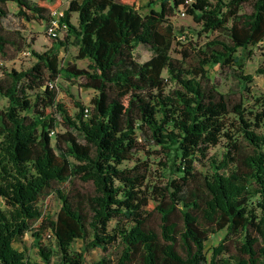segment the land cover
Returning <instances> with one entry per match:
<instances>
[{
    "label": "trees",
    "instance_id": "1",
    "mask_svg": "<svg viewBox=\"0 0 264 264\" xmlns=\"http://www.w3.org/2000/svg\"><path fill=\"white\" fill-rule=\"evenodd\" d=\"M159 1L160 9L144 15L134 0H71L59 45L75 39L77 58L89 60L79 68L60 65L59 47L38 52L3 25L9 2L28 20L51 22L60 0H0L3 60L12 58L10 47L26 46L37 58L28 69L0 65V264H42L15 247L30 231L45 264H91L88 252L116 243L117 260L93 264H264V102L252 111L233 101L206 67L237 66L240 79L254 81L237 53L264 40V0ZM247 2L251 12L242 10ZM179 8L201 25L199 36L209 34L194 65L169 53L177 36L169 20ZM141 44L153 51L143 62L135 55ZM60 76L97 90L91 107L78 101L72 114L51 87ZM148 140L167 157L162 186L148 181L149 166L138 156ZM223 140L222 158L209 157ZM205 161L209 173L197 168ZM76 179L94 191L67 189ZM50 193L62 200L56 215L40 204ZM220 231L209 256L207 242ZM52 238L58 253L46 243ZM77 239L80 250L73 249Z\"/></svg>",
    "mask_w": 264,
    "mask_h": 264
},
{
    "label": "rangeland",
    "instance_id": "2",
    "mask_svg": "<svg viewBox=\"0 0 264 264\" xmlns=\"http://www.w3.org/2000/svg\"><path fill=\"white\" fill-rule=\"evenodd\" d=\"M37 2L39 0H32ZM62 2L59 9L51 12V16L54 18L51 22L44 19H31L28 20L22 14H19V7L14 2H9V14L3 19V25L6 33L11 38L20 39L21 41L29 43L33 49L38 52H44L51 49L53 46L59 47L60 65L62 67H67L70 63H76L79 68H86L89 65L88 59H79L77 54L79 51V46L77 45L75 39L70 37L66 45H59V41L65 40L66 38V27L63 26L62 16L64 15L65 9L69 6L71 0H60ZM136 2L139 11L146 15L150 12L152 8L160 9L161 3L159 0H134ZM48 5H55L56 0H45ZM253 9L252 3L247 2L243 5V11L251 12ZM185 12V13H184ZM79 13H72V22L78 25ZM50 20V19H49ZM170 25L174 28L176 32V38L172 42L169 53L180 60L185 59L186 64L194 65L196 62V53L198 48H203L205 43L208 41L209 34L198 35V31L201 30V25L194 20V18L186 12L185 9L179 8L175 11V15L170 17ZM53 29L51 30V28ZM181 29L185 30V34L181 33ZM15 47V46H14ZM31 48L28 46L21 52L17 48L9 49L8 57H12L10 60H3L0 55V65L4 64L7 68H17V69H28L36 61L37 58L31 53ZM153 54V51L148 45L141 44L135 50V55L137 59L141 62L148 60ZM185 54L188 56L186 57ZM237 55L240 56L241 62L244 64L243 72L244 74H251L254 76V81L247 84L244 80L240 79L236 73L240 71L237 66L232 68L222 67L219 64L207 65L209 75L212 82L218 86V89L223 93L227 94L233 101H243L245 106L252 110L257 111L261 108V102H264V40L255 46H250L249 48H242L238 51ZM83 79L79 78L76 80H68L65 76H60L55 81H53V86L57 90V99L66 103V105L71 110L72 114L79 111L78 101L82 102L84 105L91 107L92 98L97 94V90L94 88H88L82 86ZM260 99V100H258ZM262 99V100H261ZM0 105H6V100L0 98ZM60 119V115H58ZM64 131V127L60 125L59 128ZM264 127L261 129L263 130ZM240 140L243 138L240 136ZM145 142V141H144ZM151 144H146L145 152L138 154L141 159L147 162L146 166H149V177L148 181L151 184H156L162 186L166 183L169 177V168L161 165L165 161L164 154L159 145L151 142ZM226 142L223 140L222 143L214 146L210 149L209 157H216L218 159L222 158V154L226 150ZM134 161H129L127 164L133 165ZM198 162L197 168L203 173H209L210 168L208 164ZM163 171L165 174L163 176ZM165 177V178H164ZM74 187L82 192H93V183L84 182L80 179H76L74 183L67 185V189ZM40 204L47 212L56 215L62 206V200L58 197L56 193H50L43 196ZM0 206L5 207V204L0 198ZM152 223L156 226L160 224V217L157 213L152 216ZM225 235V231H220L216 234L210 236L209 241L206 245V250L210 256L213 253V247H215L222 237ZM48 245L56 250L58 253V245L55 238L46 240ZM15 247L19 250L27 253L29 258L33 261H38L42 264L44 263L43 258L40 255L39 248L35 244L34 236L32 231L28 232L23 239V242H16ZM84 247V241L82 239H77L73 244V249L80 250ZM87 255L88 261L93 264L102 257L110 258L115 261L118 258L119 253H121V246L116 243L108 249V251H103L102 249H94ZM57 259V256H54Z\"/></svg>",
    "mask_w": 264,
    "mask_h": 264
},
{
    "label": "built area",
    "instance_id": "3",
    "mask_svg": "<svg viewBox=\"0 0 264 264\" xmlns=\"http://www.w3.org/2000/svg\"><path fill=\"white\" fill-rule=\"evenodd\" d=\"M185 13V12H184ZM53 29V27L51 28V30Z\"/></svg>",
    "mask_w": 264,
    "mask_h": 264
}]
</instances>
